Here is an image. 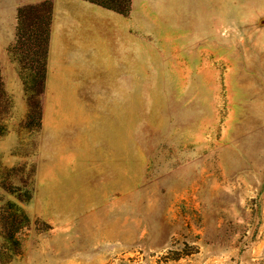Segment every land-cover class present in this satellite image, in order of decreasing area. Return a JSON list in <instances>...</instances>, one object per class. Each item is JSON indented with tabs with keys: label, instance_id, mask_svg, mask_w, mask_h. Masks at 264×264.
Here are the masks:
<instances>
[{
	"label": "rangeland",
	"instance_id": "1",
	"mask_svg": "<svg viewBox=\"0 0 264 264\" xmlns=\"http://www.w3.org/2000/svg\"><path fill=\"white\" fill-rule=\"evenodd\" d=\"M117 1L38 126L10 53L0 264H264V0Z\"/></svg>",
	"mask_w": 264,
	"mask_h": 264
},
{
	"label": "crops",
	"instance_id": "2",
	"mask_svg": "<svg viewBox=\"0 0 264 264\" xmlns=\"http://www.w3.org/2000/svg\"><path fill=\"white\" fill-rule=\"evenodd\" d=\"M45 2L51 5L45 90L56 86L61 89L62 83L82 82L88 77L92 81L94 20L105 13L100 7L86 0H0V74L6 90L9 80L17 85L20 81L17 64L9 52L15 39L17 10Z\"/></svg>",
	"mask_w": 264,
	"mask_h": 264
},
{
	"label": "trees",
	"instance_id": "3",
	"mask_svg": "<svg viewBox=\"0 0 264 264\" xmlns=\"http://www.w3.org/2000/svg\"><path fill=\"white\" fill-rule=\"evenodd\" d=\"M111 2H91L97 3L102 7L108 8L120 14L117 6V0ZM51 20V5L48 2L36 5L22 7L17 12V28L15 45L9 50L10 53L18 54L21 61H30L31 68L29 70V81L25 79L28 100L27 121L32 123L36 120L39 124L41 111L39 104V96L44 89L45 80V59L48 48L49 26ZM36 87V89H35ZM4 99H7L3 90V83L0 74V105ZM4 133V128L0 126V135Z\"/></svg>",
	"mask_w": 264,
	"mask_h": 264
}]
</instances>
